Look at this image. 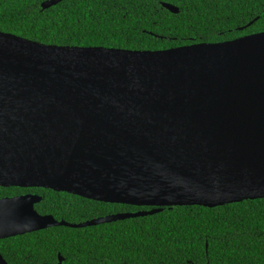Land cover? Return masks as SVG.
Here are the masks:
<instances>
[{"label": "water", "instance_id": "obj_1", "mask_svg": "<svg viewBox=\"0 0 264 264\" xmlns=\"http://www.w3.org/2000/svg\"><path fill=\"white\" fill-rule=\"evenodd\" d=\"M10 187L150 210L70 224L38 214V195L2 198L0 240L264 199V32L163 51L0 32V188Z\"/></svg>", "mask_w": 264, "mask_h": 264}, {"label": "trees", "instance_id": "obj_2", "mask_svg": "<svg viewBox=\"0 0 264 264\" xmlns=\"http://www.w3.org/2000/svg\"><path fill=\"white\" fill-rule=\"evenodd\" d=\"M45 1L0 0V32L44 45L131 51L264 32V0H63L42 9ZM26 194L42 198L38 214L70 224L150 210L51 190L0 188V199ZM0 255L8 264H57L59 255L63 264H264V199L212 209L165 207L93 227L48 228L0 240Z\"/></svg>", "mask_w": 264, "mask_h": 264}, {"label": "flooded vegetation", "instance_id": "obj_3", "mask_svg": "<svg viewBox=\"0 0 264 264\" xmlns=\"http://www.w3.org/2000/svg\"><path fill=\"white\" fill-rule=\"evenodd\" d=\"M24 189H41V188H24ZM44 190H46V189H44ZM32 195H36V194H32Z\"/></svg>", "mask_w": 264, "mask_h": 264}]
</instances>
